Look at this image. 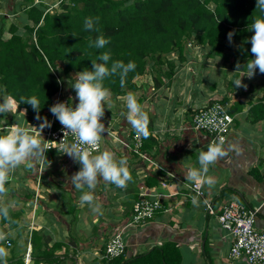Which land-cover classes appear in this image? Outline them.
Here are the masks:
<instances>
[{
  "label": "crops",
  "instance_id": "1",
  "mask_svg": "<svg viewBox=\"0 0 264 264\" xmlns=\"http://www.w3.org/2000/svg\"><path fill=\"white\" fill-rule=\"evenodd\" d=\"M62 1L0 0L4 34L9 33L12 24L21 32L26 24H33L27 9L37 7L52 13ZM9 18H16L20 23ZM200 47L207 61V75L203 79L199 75L204 84L191 85V81L196 82V74L175 72L170 79L164 74L152 77L145 91L138 84L129 91L137 96L149 116V136L143 138L144 157L128 146L135 131L126 119L127 108L122 98L129 92L109 99L112 108L105 109L102 120L108 133L101 139L99 152L107 149L117 159L127 160L132 179L126 187H117L100 178L94 190L83 189L93 193V203L81 205L83 192L70 183L81 165L64 152L47 151V160L43 161L29 158L11 173L5 185L6 193L0 194V207L9 206L20 213V219L15 228L0 226V233L5 237L0 240V247L8 253L6 262L35 264L31 256L32 238L33 233H38L41 250L52 252L58 264H105L106 242L126 226L134 202L142 195L160 193L165 209L143 227L125 228L127 256L176 241L182 254L181 264H246L244 259L230 258L232 237L221 228L218 215L228 200L239 198L259 209L258 225L264 226V119L252 122L249 117L251 107L264 99V76L256 73L249 78L247 71L236 72L222 57L209 56L210 47ZM185 56L182 63L177 57L168 61L185 65L192 60L188 49ZM237 79L243 80L247 87L236 88ZM215 101H224L233 110L235 123L223 144L227 155L210 165L206 174L214 178V183L205 184L204 188L205 200L215 210L210 215L205 201L191 191L192 183L186 181L185 175L190 168H200L199 153L206 151L212 142L209 135L194 129L189 113ZM19 111L11 114L8 121L1 118L0 130L20 123L36 134L38 130L27 122V116L22 113L24 109ZM225 190L234 192L223 195ZM193 196L197 197L196 204L192 203ZM95 208L99 210L94 211ZM56 243L61 246L55 247ZM28 255L30 258L26 260Z\"/></svg>",
  "mask_w": 264,
  "mask_h": 264
},
{
  "label": "trees",
  "instance_id": "2",
  "mask_svg": "<svg viewBox=\"0 0 264 264\" xmlns=\"http://www.w3.org/2000/svg\"><path fill=\"white\" fill-rule=\"evenodd\" d=\"M210 4L215 8L211 9ZM27 15L33 24H26L24 32L12 24L7 38L0 29V94L12 95L19 108L27 110V122L39 126L43 120H37L32 106L23 101L36 96L40 101L39 115L50 122L53 117L50 108L59 89L57 73L74 78L75 70H92V61L103 63L98 57L104 52L111 57L107 62L109 68L115 61L136 64L123 87L119 74L104 79V87L118 96L136 88L134 78L144 72L149 57L155 64L169 66L163 74L170 79L177 63L164 61L163 55L173 52L179 63L184 62L186 45L192 37L196 45L210 47L209 56L222 57L233 70H237V63L243 69L249 59L255 58L251 53L250 39L254 32L250 25L258 18L264 19V10L257 8V0H63L55 12L45 13L31 7ZM89 17L94 28L86 31L85 20ZM233 30L235 35L230 43L228 33ZM101 35L109 43L103 49L90 47V41ZM235 41L240 42L237 48ZM256 73L264 76L259 69ZM230 112L233 114V110ZM249 117L252 122L264 119V99L251 107ZM253 172L259 177L256 170ZM232 192L225 190L223 195ZM2 207L8 208V215H0V226L17 227L20 213L9 206ZM32 242L35 264H58L52 252L41 250L38 233H33ZM57 246L61 244L56 243ZM181 261L176 241H167L142 254L104 260L105 264H181ZM0 264L5 262L0 260Z\"/></svg>",
  "mask_w": 264,
  "mask_h": 264
},
{
  "label": "clouds",
  "instance_id": "3",
  "mask_svg": "<svg viewBox=\"0 0 264 264\" xmlns=\"http://www.w3.org/2000/svg\"><path fill=\"white\" fill-rule=\"evenodd\" d=\"M257 8L264 10V0H257ZM94 21L91 17L85 20V30H92ZM254 35L250 39L251 53L255 57L249 59L244 65L243 70H247L249 78L256 74L257 69L264 74V19L258 18L250 25ZM235 30L228 33V40L233 41ZM109 40L103 35L98 36L96 40L90 41L89 46L97 49H103ZM98 59L103 63L92 61V70L85 69L76 73L75 83L71 87L75 90L78 105L75 108L67 102H57L50 108V112L63 126V140L59 143L64 154L72 157L81 165V168L70 178V183L76 190L82 191L80 196V204H92L94 196L92 192H84L85 187L94 190L100 178L107 183L114 184L117 187L124 188L132 179L131 172L127 166V160L124 158L117 159L115 153L110 150L98 152L99 143L107 132L105 124L102 122L105 116V109L111 110L112 104L109 101L111 95L109 89L105 88L103 81L108 76L119 74L121 87L125 84V79L129 72L136 68L135 62L115 61L111 67L107 66V62L111 59L108 52L102 53ZM241 65L237 63V71H241ZM242 70V71H243ZM235 72V73H236ZM235 87H247L243 84V80L237 79ZM23 99V98H22ZM71 99V98H70ZM127 108L126 119L135 131L136 137L147 138L149 136V116L138 102V98L134 93H127L123 98ZM0 116L6 114H15L19 111L20 104L12 95L0 97ZM25 104L32 106L37 113L36 119L43 120L39 127L33 126L38 130L36 134L20 123L9 125L3 130L4 134L0 135V194L6 193V183L10 179L11 173L21 166L29 158L34 160H47L46 151L48 150V142L43 136V130L51 127V123L47 117H41L40 101L36 96H32L23 101ZM107 106V107H106ZM26 109L22 112L26 115ZM21 112V111H19ZM69 133L74 137L71 144L65 143ZM108 133V132H107ZM223 137L219 138V142L213 141L208 145L206 151L201 150L199 153L200 168H190L185 175L186 181L191 182L195 186V190L199 192L202 184L211 185L214 178L207 176L210 165H214L217 161L227 155L223 148ZM238 151V149H237ZM96 153V154H94ZM192 203H197V197H192ZM99 210L95 208L94 211ZM0 215L7 216L8 208H0ZM4 235L0 233V240L4 239ZM7 251L0 247V260H4L6 264Z\"/></svg>",
  "mask_w": 264,
  "mask_h": 264
},
{
  "label": "built area",
  "instance_id": "4",
  "mask_svg": "<svg viewBox=\"0 0 264 264\" xmlns=\"http://www.w3.org/2000/svg\"><path fill=\"white\" fill-rule=\"evenodd\" d=\"M70 93L60 90L56 94L54 104L57 102L70 103L73 108V100L70 99ZM51 127L43 130L42 136L48 142V150L56 153H63L59 143L63 140V126L53 115L50 121ZM235 123V118L230 112L229 107L222 101H215L211 104L197 108L192 114V124L194 129L209 135L213 141L219 142L223 137V144L231 132ZM38 132V131H37ZM74 137L71 133L67 136L65 143L71 144ZM129 148L138 156L144 157L143 154V137H133ZM102 148V140L99 143L98 152ZM46 151V152H47ZM96 154V153H94ZM205 184H202L199 192L195 186L190 185L191 191L205 201L207 214H215L211 202L205 200ZM163 194L152 193L142 195L134 202L132 214L124 228H121L113 234L106 242L103 258L111 260L127 254L128 244L125 239V228L143 227L147 225L158 212L164 210ZM259 209L250 207L239 198L228 200L222 207L218 220L221 228L227 231L232 237L230 248V258L235 261L244 259L246 264H264V226H258ZM29 255L26 260H29Z\"/></svg>",
  "mask_w": 264,
  "mask_h": 264
},
{
  "label": "rangeland",
  "instance_id": "5",
  "mask_svg": "<svg viewBox=\"0 0 264 264\" xmlns=\"http://www.w3.org/2000/svg\"><path fill=\"white\" fill-rule=\"evenodd\" d=\"M1 5V4H0ZM2 7V6H1ZM209 7L211 9H214L215 8V5L214 4H210ZM58 10V9H57ZM3 19V17L1 16L0 14V29L2 28V22L1 20ZM16 21L17 19L15 18H9L8 20L10 21ZM17 23H20V20L18 21L17 20ZM21 25V24H20ZM3 30V28H2ZM10 34L6 31L5 32V37H9ZM196 39L194 37H192L188 42H187V45H186V49H188V54H189V57H192V60H195V62H192V60L190 59V61H188L187 64H183V65H180L179 63H177V66H176V70L175 72H178V73H185V74H196V82H193L191 81V85L192 84H197L199 83L200 84H204V81L203 82H200V79H203V76L205 77V75H207V66L205 65V63L207 61H205L206 59V54L203 53L204 51L203 50H200L199 46L196 47ZM243 42V40H241V43ZM240 42L238 41H235L234 42V47L237 48L238 45H239ZM201 48V47H200ZM193 51V54L192 52ZM191 53V54H190ZM196 53V54H194ZM164 57V61H168V60H173V59H176V54L171 52V53H168L166 55H163ZM188 57V58H189ZM169 70V66L167 64H155V62L152 60V58H147L146 59V68L144 70V72L141 74V75H137L135 78H134V83L135 85H139V87H141L144 91L146 88H144L146 85H151V80L153 79L152 77H157V76H161L165 71H168ZM197 71V72H196ZM80 71L78 70H75L73 72V76L76 75V73H78ZM196 72V73H194ZM218 72V71H217ZM217 72L215 71V74H217ZM59 75L58 77V84H59V89H58V92L60 90H64L68 93H70V98H71V101L73 99H76V93H75V90L71 87L72 84L75 83V77L74 78H67V77H64L61 75V73L59 74V72L57 73ZM199 75L201 76L200 79H199ZM192 79V78H191ZM111 95L109 97V99H111V97H118V95H115L113 92H111V90H109ZM130 90H127L125 91V93L129 92ZM57 92V93H58ZM56 93V94H57ZM56 94L54 95L53 97V102L55 101V98H56ZM6 94H0V97L2 96H5ZM124 95V94H123ZM122 95V96H123ZM121 96V95H119ZM116 99V98H115ZM114 99V100H115ZM0 102H2V100H0ZM197 109V108H196ZM194 109L192 112H190V116L192 115V113L196 110ZM11 114L12 113H9V114H6L5 116H0V119L4 117V120L8 121L11 119Z\"/></svg>",
  "mask_w": 264,
  "mask_h": 264
},
{
  "label": "water",
  "instance_id": "6",
  "mask_svg": "<svg viewBox=\"0 0 264 264\" xmlns=\"http://www.w3.org/2000/svg\"><path fill=\"white\" fill-rule=\"evenodd\" d=\"M78 102H79L78 99L74 100V107H76V105H78Z\"/></svg>",
  "mask_w": 264,
  "mask_h": 264
}]
</instances>
